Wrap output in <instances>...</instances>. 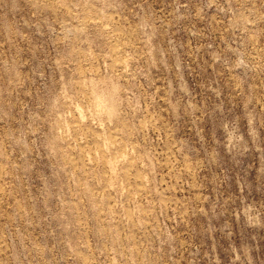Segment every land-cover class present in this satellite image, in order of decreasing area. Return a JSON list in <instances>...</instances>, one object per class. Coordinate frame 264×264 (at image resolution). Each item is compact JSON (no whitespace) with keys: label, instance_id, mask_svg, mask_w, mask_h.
<instances>
[{"label":"rangeland","instance_id":"374dc122","mask_svg":"<svg viewBox=\"0 0 264 264\" xmlns=\"http://www.w3.org/2000/svg\"><path fill=\"white\" fill-rule=\"evenodd\" d=\"M0 264H264V0H0Z\"/></svg>","mask_w":264,"mask_h":264}]
</instances>
